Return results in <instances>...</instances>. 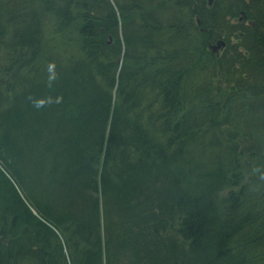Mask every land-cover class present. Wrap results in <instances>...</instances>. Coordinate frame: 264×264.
<instances>
[{
	"label": "trees",
	"instance_id": "16d2710c",
	"mask_svg": "<svg viewBox=\"0 0 264 264\" xmlns=\"http://www.w3.org/2000/svg\"><path fill=\"white\" fill-rule=\"evenodd\" d=\"M0 264H264V0H0Z\"/></svg>",
	"mask_w": 264,
	"mask_h": 264
},
{
	"label": "water",
	"instance_id": "95a60500",
	"mask_svg": "<svg viewBox=\"0 0 264 264\" xmlns=\"http://www.w3.org/2000/svg\"><path fill=\"white\" fill-rule=\"evenodd\" d=\"M213 2V0H210V4ZM199 24L201 23L200 18H198ZM226 46V41L224 40H218L216 43H210V48L213 49L215 52H219V50Z\"/></svg>",
	"mask_w": 264,
	"mask_h": 264
},
{
	"label": "clouds",
	"instance_id": "9594fccd",
	"mask_svg": "<svg viewBox=\"0 0 264 264\" xmlns=\"http://www.w3.org/2000/svg\"><path fill=\"white\" fill-rule=\"evenodd\" d=\"M52 67H54V66L50 65V67H49V71L52 70ZM50 79H54V76H53V77H50Z\"/></svg>",
	"mask_w": 264,
	"mask_h": 264
},
{
	"label": "rangeland",
	"instance_id": "374dc122",
	"mask_svg": "<svg viewBox=\"0 0 264 264\" xmlns=\"http://www.w3.org/2000/svg\"><path fill=\"white\" fill-rule=\"evenodd\" d=\"M224 49V47L223 48H221L219 51L221 52L222 50ZM219 53V52H218ZM220 54V53H219Z\"/></svg>",
	"mask_w": 264,
	"mask_h": 264
}]
</instances>
